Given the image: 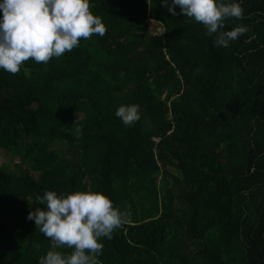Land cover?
Wrapping results in <instances>:
<instances>
[{
  "label": "trees",
  "instance_id": "trees-1",
  "mask_svg": "<svg viewBox=\"0 0 264 264\" xmlns=\"http://www.w3.org/2000/svg\"><path fill=\"white\" fill-rule=\"evenodd\" d=\"M0 150V264H264V0H0Z\"/></svg>",
  "mask_w": 264,
  "mask_h": 264
},
{
  "label": "rangeland",
  "instance_id": "rangeland-1",
  "mask_svg": "<svg viewBox=\"0 0 264 264\" xmlns=\"http://www.w3.org/2000/svg\"><path fill=\"white\" fill-rule=\"evenodd\" d=\"M150 31L152 33H159V34H163L164 33V28L156 23H152L151 27H150ZM19 162L18 159H15L14 162H12L11 156L8 155L5 151L0 150V165H11L13 166L14 163Z\"/></svg>",
  "mask_w": 264,
  "mask_h": 264
}]
</instances>
